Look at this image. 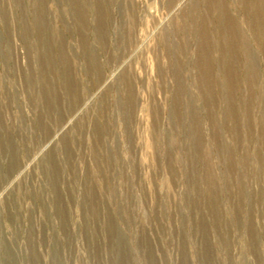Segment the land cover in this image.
Listing matches in <instances>:
<instances>
[{
	"label": "rangeland",
	"instance_id": "1",
	"mask_svg": "<svg viewBox=\"0 0 264 264\" xmlns=\"http://www.w3.org/2000/svg\"><path fill=\"white\" fill-rule=\"evenodd\" d=\"M0 264H264V0H0Z\"/></svg>",
	"mask_w": 264,
	"mask_h": 264
}]
</instances>
